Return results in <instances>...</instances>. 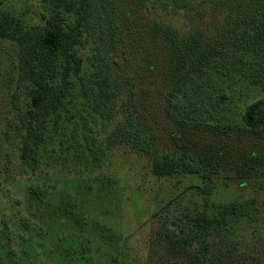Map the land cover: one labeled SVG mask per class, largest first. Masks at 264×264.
Returning <instances> with one entry per match:
<instances>
[{"label": "rangeland", "instance_id": "rangeland-1", "mask_svg": "<svg viewBox=\"0 0 264 264\" xmlns=\"http://www.w3.org/2000/svg\"><path fill=\"white\" fill-rule=\"evenodd\" d=\"M122 1L93 3L94 21L107 25L108 54L120 62H110L121 90L113 115L95 108V74L103 64L94 58L100 37L94 28L77 46L83 75L48 117L35 165L22 158L29 100L19 78L18 41L0 35V264H168L169 258L186 264L184 255L207 253L197 238L161 237L163 223L177 240L206 233L211 254L264 260V174L244 165L234 141L228 153L236 163L210 148L200 173L160 176L153 172L154 151L124 140L127 124L144 107L157 136L173 146L182 141L176 132L184 140L192 135L202 152V137L210 143L215 131L205 122L232 132L242 128L247 105L264 97V22L245 20L250 14L239 0H181L183 7L172 0ZM131 10L137 25L155 34L157 27L172 31L198 45L169 91L168 58L154 61L150 71L143 51L141 66L134 56L138 41L126 38L128 29H118ZM52 11L42 0H0V17L9 12L20 26H43ZM238 149L257 156L264 169V129L249 130ZM232 204L244 210L234 211ZM223 210L221 228L195 227V218H214Z\"/></svg>", "mask_w": 264, "mask_h": 264}, {"label": "trees", "instance_id": "trees-1", "mask_svg": "<svg viewBox=\"0 0 264 264\" xmlns=\"http://www.w3.org/2000/svg\"><path fill=\"white\" fill-rule=\"evenodd\" d=\"M53 7L52 13L44 16L43 26L33 24L30 27L20 26V21L9 12L0 17V35L3 37L14 38L18 41L19 54V78L25 84V91L29 100L27 111L26 133L22 144V158L28 165H35L39 160V147L45 140V129L47 119L53 113L57 112L72 93L75 77H82L84 57L77 50V46L83 43L85 34H92L94 28H99V42L94 52V58L98 59L103 66L97 68L95 76V108L107 118L113 115L116 98L120 94L119 79L115 76L110 67V62L119 66L118 58L108 54V48L111 47L107 41V25L94 21L93 3L95 0H42ZM120 1V0H115ZM123 0L122 3H126ZM178 7L185 6L181 0H172ZM128 2V0H127ZM239 7L245 11L256 22H264V0H239ZM113 15V9L109 10ZM125 13V12H124ZM116 14V13H115ZM134 11H128L123 17V22L118 25L122 29H128L126 35L128 40L136 39L138 41L137 55L139 56L140 65L143 64L144 56L141 52H147L145 60L151 64L147 65L150 71H154L156 64L154 61L167 57L168 66L173 72L168 76L165 87L169 91L173 88L177 78L182 76L188 65L195 59L194 48L198 45L193 40L181 41L172 33L157 27V32H151L143 25H137ZM73 18V19H71ZM242 19V18H241ZM95 25H94V24ZM110 22V17L108 19ZM140 27L139 29H137ZM113 28V25H112ZM163 32V33H162ZM162 33V34H161ZM173 34L171 36V34ZM130 37V38H129ZM120 37V43L122 42ZM124 44L128 42H123ZM121 43V44H123ZM132 44V43H131ZM133 45V44H132ZM147 50V51H146ZM152 52V53H151ZM174 52V53H173ZM139 53V54H138ZM153 58H149V55ZM143 55V56H142ZM141 65V66H142ZM149 74H153L152 72ZM143 83V81H142ZM147 107L142 108L140 116L132 117L130 126L127 124L125 130L126 138L132 146L143 152L154 151L153 172L160 176L173 174L181 171L187 173H200L202 169H207L205 163H208L204 157L211 150L216 148L217 154L221 158H228L230 162L236 163L238 159L230 157L228 153L229 146L234 141L233 149L237 155L244 156V165L247 168H254L257 174H264L261 163L257 156H251L247 152L239 151L241 139L248 138L249 130L264 129V97L256 99L247 105L243 113V127L232 128L225 125H216L205 122V125L215 127L209 136L210 141H205L202 137V144L205 149L199 150V142L194 141L196 137L183 135L179 146H173L162 140L155 133L154 124L148 122L146 117ZM202 123V122H201ZM199 124H189L195 130L201 129ZM193 133V132H190ZM172 135V134H171ZM200 138V136H197ZM213 137V138H211ZM213 146V147H207ZM203 147V148H204ZM258 155V154H257ZM204 164V166L202 165ZM257 166V167H256ZM232 210L243 211L244 205L232 204ZM225 210L220 212L219 216L214 218L205 215L195 218V227H206L219 229L222 227L226 218ZM160 236L175 242H191L199 239L202 248L207 252L205 254H196L194 256L184 255L186 264H264V260L252 262L244 259H236L227 254L218 256L209 253V243L207 242L206 233L202 237H194L192 234L180 236L179 240L175 239L170 233L167 223H163L160 228ZM168 264H174L169 258Z\"/></svg>", "mask_w": 264, "mask_h": 264}]
</instances>
